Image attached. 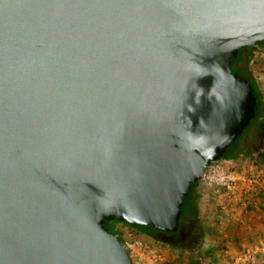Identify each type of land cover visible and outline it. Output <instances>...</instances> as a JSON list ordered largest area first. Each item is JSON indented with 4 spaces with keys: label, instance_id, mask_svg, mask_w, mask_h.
<instances>
[{
    "label": "water",
    "instance_id": "water-1",
    "mask_svg": "<svg viewBox=\"0 0 264 264\" xmlns=\"http://www.w3.org/2000/svg\"><path fill=\"white\" fill-rule=\"evenodd\" d=\"M264 0H0V264H132L256 115Z\"/></svg>",
    "mask_w": 264,
    "mask_h": 264
},
{
    "label": "trees",
    "instance_id": "trees-1",
    "mask_svg": "<svg viewBox=\"0 0 264 264\" xmlns=\"http://www.w3.org/2000/svg\"><path fill=\"white\" fill-rule=\"evenodd\" d=\"M258 50L264 52V40L259 41L254 46H245L240 48L237 56L230 63L231 71L246 79L250 83L256 96V115L251 119L235 142L226 149L221 159L238 158L241 156L250 159L254 164L264 161V142L259 144L257 140L256 145L253 146L251 151H243L240 147L241 141L247 135L252 136L253 139L260 140L264 138V95L261 92L259 84L250 75L248 66L256 56V52ZM255 62L257 64L260 60L256 58ZM256 149L258 150L256 151ZM252 151H256L257 154L252 155ZM238 171H240V169ZM199 182L200 181H195L192 183L188 194L183 196V204L181 206V214L176 231H165L150 225H140L116 220L107 221L105 223L107 231L112 234H118L119 238L124 242L126 241L125 236L120 233L121 229H114V224L116 223V225L120 228H124L126 226L132 230L137 237L143 239L147 238L154 243H160L179 254L187 253L193 255L189 258L190 260L188 264H200L199 260L194 257V254L200 251L206 231L202 223L203 213L200 209L201 195L197 191ZM240 233H243V235L246 234V232L244 233L241 231L239 234ZM244 236L242 239H244ZM177 257H167V260L171 264H176ZM214 258V253H212V256L209 259L210 262H212Z\"/></svg>",
    "mask_w": 264,
    "mask_h": 264
},
{
    "label": "rangeland",
    "instance_id": "rangeland-1",
    "mask_svg": "<svg viewBox=\"0 0 264 264\" xmlns=\"http://www.w3.org/2000/svg\"><path fill=\"white\" fill-rule=\"evenodd\" d=\"M259 59L260 62L256 64L255 59ZM249 71L250 75L252 76L253 79L256 80V82L259 84V87L261 89L262 94L264 95V52L258 50L256 52V56L254 59L249 63ZM248 138V135L245 137ZM243 139L241 146L243 149L246 151H251L253 149V146L256 145V142L251 144L249 141H246L247 139ZM205 187V186H204ZM220 188V187H219ZM210 191L206 188H201V197H203V202L200 204L202 208V213H203V220H204V226L207 228L208 231H206V235L204 237V241L202 244V247L199 252L194 254V257H196L200 264H231L235 262L237 259L238 255L243 252L246 248L248 247H254L261 245V243H264V218L261 217V223L260 224H253L251 223L250 219L259 217L258 215H254L251 213V216H249L251 211V207L248 205L246 209H244V205L241 206L238 209V211L241 213V216L238 215V219H233V215L230 214L229 210L230 208L227 205V199L221 198L220 201H215V199L211 198ZM211 198L210 201H208ZM244 202L247 201H240V204H243ZM223 203V205H222ZM224 206V208H222ZM248 210V211H247ZM218 216V218H217ZM208 218L214 222L215 218L216 224H214L211 228H214L212 234L214 236H210L209 229L206 226V220ZM259 219V218H258ZM221 221V222H219ZM259 222V221H258ZM262 225V226H261ZM205 228V229H206ZM228 228L231 229V232L233 234H237L240 231L241 232H246L248 234L247 236H244V239L237 240L233 239L230 240L233 246L230 247L228 244L229 239L228 238H222L221 236L224 234L225 230ZM254 233H251L252 229H255ZM114 229L118 230V227L116 223L114 224ZM218 229V230H217ZM216 230V231H215ZM209 232V233H208ZM222 232V233H221ZM216 233V234H215ZM241 243V244H240ZM158 246L162 249L166 257H173V256H178L177 257V262L176 264H188L189 263V258H191L190 254L184 253V254H179L175 252L174 250L170 249L169 247H166L160 243H158ZM225 250H228L227 253H224ZM212 253H214L215 258L213 259L212 262H210V257L212 256ZM249 264H264V252H257L254 254L253 258L250 260Z\"/></svg>",
    "mask_w": 264,
    "mask_h": 264
},
{
    "label": "built area",
    "instance_id": "built-area-1",
    "mask_svg": "<svg viewBox=\"0 0 264 264\" xmlns=\"http://www.w3.org/2000/svg\"><path fill=\"white\" fill-rule=\"evenodd\" d=\"M250 180L246 174L241 171L227 168L219 163V161L212 163L206 169L202 179L200 180L205 186L213 188L220 187L219 198L235 196L240 184L247 183ZM251 182L253 180H250ZM223 204V203H222ZM118 230L125 236V244L128 248L129 257L132 264H171L168 262L166 255L158 246L149 239L137 237L132 230L127 228H120ZM225 250L224 253H227ZM257 252H264V243L254 247H248L241 252L235 262L231 264H249L254 254Z\"/></svg>",
    "mask_w": 264,
    "mask_h": 264
},
{
    "label": "crops",
    "instance_id": "crops-1",
    "mask_svg": "<svg viewBox=\"0 0 264 264\" xmlns=\"http://www.w3.org/2000/svg\"><path fill=\"white\" fill-rule=\"evenodd\" d=\"M245 139H247L246 141H249V143L251 142V144H252V142L253 143L257 142V140H258L259 144L264 142V138L259 140V139H253L252 136H248V138H245ZM241 143H242V141H241ZM241 143H240V147H241V149H243V147L241 146ZM257 150L258 149H256V151ZM243 151H245V149H243ZM256 151H252L251 152L252 155H254V154L256 155L257 154ZM219 163L222 164L223 166L227 167V168H231V169H235V170L240 169V171H242L244 174H246L247 177L250 178V180H253L252 182L249 180L247 183L240 184L235 196H232V197H229L228 195L224 196L223 199L229 198L227 200V205L229 208L231 207L227 211H229L230 214L233 215V219H234V217H235V219H238L237 218L238 215L241 216V213L238 211V209L240 208V205L241 206L244 205L243 206L244 209H246L248 207V205L250 207L252 205L253 209L251 211H249L250 213H247V214H249V216H251V213L254 215H258L259 217H256V218H253L250 220H251V223H253V224H257V223L260 224L261 223V220H260L261 217L264 218V161L257 163V164H254L250 159L240 156L238 158H223V159L219 160ZM204 186L205 185L200 181L198 186H197V191L200 195H201V188H206L210 191V194L212 195L211 196L212 199H215V201H217V202L220 201L221 198L218 197V196H220V194H219V192L221 191L220 188H218V187L210 188V187H207V186L204 187ZM211 198L207 197V199H209L208 201H210ZM242 200L247 201V202L240 204V201H242ZM202 202H203V197L200 196V204ZM222 208H224V206H222ZM200 209L202 210L201 206H200ZM202 218H203V214H202ZM217 218H218V216H217ZM251 218H252V216H251ZM216 221H218V220H216V218H215L214 222H212L208 218L205 222L206 226L208 225L207 227L208 228L210 227V229H209L210 233L209 232L208 233L210 234L211 237L214 236L212 234V232L214 231L213 230L214 228H211V227L214 224H216ZM203 222H204V220L202 219V223ZM219 222H221V221H219ZM204 225L205 224L203 223V226ZM204 228H206V227L204 226ZM255 230H256V228L249 230V231H251V233H254ZM205 231H208L207 228L205 229ZM230 231H231L230 228H228V230L226 229L224 234L221 236L222 238H228L229 239L228 244L230 245V247L233 246L232 243H229V242H231L230 240H233L234 238L237 240H241L244 235H246V236L248 235V234L243 235V233L233 234V232H230Z\"/></svg>",
    "mask_w": 264,
    "mask_h": 264
}]
</instances>
